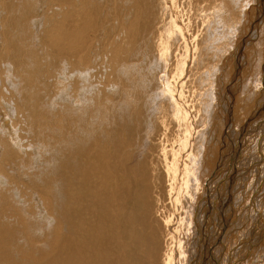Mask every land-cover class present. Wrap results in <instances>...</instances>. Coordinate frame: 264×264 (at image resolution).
<instances>
[{"label":"bare ground","instance_id":"6f19581e","mask_svg":"<svg viewBox=\"0 0 264 264\" xmlns=\"http://www.w3.org/2000/svg\"><path fill=\"white\" fill-rule=\"evenodd\" d=\"M177 1L0 0V98L3 91L8 93L5 114L13 126L24 131V139L31 136L30 142L14 141L10 125L9 130L3 128L6 117L0 122V264H159L160 256H164V264H175V242L181 255L190 253V264H201L199 259L206 264L201 258L205 245L211 260L238 263L234 255L241 252H233L235 244L229 249L224 238L234 229L228 214L219 212L218 194L226 188L220 187L224 175H237L235 169L225 171L229 163L223 146L228 133L242 128L243 113L247 117L251 113L249 121L260 119L251 111L255 97L256 101L262 99L258 92L264 84V24L260 29L256 21V35H244L254 16L249 5L257 2L264 13V0H199L206 3L200 7V23L192 14L182 18L173 9ZM231 56L239 61L246 56L252 78L248 77L242 90V77L240 91L232 84L230 97H223L218 92L219 77L228 73L224 65H229ZM226 77L230 74L223 79ZM147 106L161 109L156 111L161 112L158 129L164 130L160 139L166 138L174 124L176 146L169 147L172 150L162 147L157 154L150 145L142 158L137 148L142 150L143 120L150 115ZM257 126L264 124L253 128ZM150 132L153 145L157 137ZM171 132L175 134L170 131L169 135ZM182 152L186 154L181 160ZM39 162L43 166L35 172L30 164ZM119 166L124 175L119 174ZM213 171L215 175H210ZM166 174L168 196L180 201L186 190L184 194L192 202L185 210L187 218L182 217L173 230L185 228L189 220L195 222L188 225L185 240H176V233L166 229L164 251L159 255L156 223L162 219L169 227L176 217L164 211L160 188ZM136 183H140L138 187ZM207 183L211 200L204 198L195 205ZM153 190L161 203L154 214L150 210ZM240 196L242 199L244 193ZM210 203L213 210L208 219ZM38 207L46 217L42 222ZM197 208L201 214L196 213ZM217 217L229 228L222 229L220 223L218 228ZM262 230H257L251 242L264 254V226ZM191 231L194 241L190 242L194 243L188 249L186 238ZM199 237L206 243L203 248ZM223 249V256H229L225 262L220 257Z\"/></svg>","mask_w":264,"mask_h":264},{"label":"rangeland","instance_id":"374dc122","mask_svg":"<svg viewBox=\"0 0 264 264\" xmlns=\"http://www.w3.org/2000/svg\"><path fill=\"white\" fill-rule=\"evenodd\" d=\"M192 2V3H187V2ZM195 1V2H194ZM197 1V2H196ZM56 2V1H55ZM264 2V1H263ZM263 2H262V4H263ZM251 3V2H250ZM255 2H252V4H250L249 5V12L250 13H254V16H253V18H252V20H251V18H250V23H249V26H248V28H246V30L248 31V33H247V31H245V35H244V37L246 36V35H251V36H255L256 35V30H255V24H259V28L261 29V24L263 25L264 23H263V21H262V17H263V20H264V13L262 12V10L260 9L261 8V6L262 5H260V4H257V2L254 4ZM198 4V5H197ZM201 4V5H200ZM204 4H206V3H204ZM203 3H201V2H199V0H178L177 1V7H175V5H174V7H173V9L176 11V12H178V14L180 15H182L183 17L182 18H187V16L188 15H190V14H192L193 15V17H196V18H194V21L195 22H197V23H200V20L198 19V18H200L201 17V13H202V11H201V9H200V7L201 6H203L204 5ZM180 5V6H179ZM187 5H189V6H187ZM200 5V6H199ZM186 7V8H185ZM189 7V8H188ZM197 8H198V10H199V12H198V10H197ZM186 9V10H185ZM253 9V10H252ZM263 9H264V7H263ZM182 10V11H181ZM189 10V11H188ZM195 10V11H194ZM186 13H184V12ZM193 12V13H192ZM197 12V13H196ZM261 12H262V14H261ZM183 13V14H182ZM259 13H260V15H261V20H260V15H259ZM185 14V15H184ZM196 14V15H195ZM180 15V16H181ZM259 20H260V22H259ZM256 21H258L257 23H256ZM250 28V29H249ZM254 32H255V34H254ZM254 34V35H253ZM246 38V37H245ZM244 38V39H245ZM260 38V37H259ZM264 49V48H263ZM241 53H239V55H240ZM261 54H264V52L263 53H261ZM246 57V56H245ZM245 57L243 58V59H241L240 61L239 60H236L235 58H234V60H236V61H234L233 60V56H231L230 58H229V60H232V61H226L225 62V64L228 62L229 63V65H224L225 67H226V69L228 70L227 72L229 73V71H230V77H228L229 78V80H231V81H229L228 82V78L226 77V80L225 79H223V76H225L226 74L229 76V74L228 73H225V74H221L220 75V77H219V87H218V92L220 91L221 92V94H222V96L223 97H226L227 95L230 97V93H229V90L231 91L232 89H233V86H234V84L236 85V87H237V85H238V91H240L239 90V86L241 85V83L243 84V83H246V82H248V77L250 76L251 77V73L249 72V70H250V66H249V64H248V60H247V58L245 59ZM232 58V59H231ZM246 62L245 64H244V61ZM231 62H232V64H231ZM234 62H237V63H235L234 64ZM239 63V64H238ZM238 64V65H237ZM242 64H244V65H246L245 67H244V65H243V67L244 68H246V70L247 71H244L245 69H243V67H242ZM238 66V67H236V66ZM239 65H241V66H239ZM228 66V67H227ZM233 66V67H232ZM241 67H242V69H241ZM247 67H248V69H247ZM263 67H264V62H263ZM232 69H233V71H232ZM234 69H235V72H234ZM264 69V68H263ZM263 69H262V71H263ZM238 70H240V71H238ZM245 73H244V72ZM166 72H167V70H166ZM240 72H241V74H240ZM242 72H243V74H244V76H242L243 74H242ZM165 73V72H164ZM233 73V75H231ZM235 73V74H234ZM240 74V75H239ZM234 75H236V76H234ZM239 75V76H238ZM233 76H234V78H233ZM240 77V79L238 78V77ZM221 77H222V79H221ZM242 77H244V78H246L247 79V81L244 79V78H242ZM260 77V76H259ZM235 78L237 79V80H235ZM243 79V82H241L242 81V79ZM252 78V77H251ZM241 80V81H240ZM237 81V82H236ZM223 82H225V84L224 85H221V84H223ZM232 82H234V83H232ZM239 82H241L240 84H239ZM251 82V81H250ZM227 83H230V84H227ZM233 84V86H232V88H231V86L230 85H232ZM228 85V86H227ZM244 85H246V84H243L242 86H240V88H242ZM263 86H262V88H260V90H259V94H260V97L262 98V99H259V97H257L259 100L258 101H256L257 99H256V97H255V99H254V101L252 102V111L251 112H257L258 113V117L260 118V119H253L252 121L250 120L249 121V118H250V116H251V113L248 115V117L246 116V115H244V113L242 114V112H244V111H242L241 112V114H242V117L244 118V120L243 119H241V120H243L242 122H243V124H242V128L240 127H238V129L236 128V132L234 131L233 133H231V132H227L228 134H230L229 135V138L227 139V141H226V143L224 144V146L222 145V143H223V141H224V137L222 138V140H221V143H220V147L221 146H223V149H224V152H223V155H225V162H227V163H229L228 165H229V167H231L230 169H229V167H228V165L226 166V170L225 171H227V172H229V171H232V170H236L235 172H237V175L235 174V175H232V176H235L234 177V179L232 178V176L231 175H224V177L220 180V183H221V186L220 187H223L222 185H224V186H226V188H225V191L224 192H222L223 194L222 195H220V194H218V196H219V201H220V204L221 205H223V206H221L220 204V210H222V211H220L219 210V212H220V214L222 213V215H227V217H228V223L230 224V227L232 228V230L234 229V231H233V233H231V234H229V236L226 234V236H224V238H227L228 239V247H229V249H231V247L233 248V246H234V244H235V246H234V248L232 249L233 250V252L235 251V250H237L238 251V253L239 252H241V255H240V253L239 254H237L236 252H235V254L236 255H234V258L236 259H234L236 262L235 263H237V264H253V261L255 262V264H264V261L263 260H260L261 259V257H262V259H264L263 257V253L261 252V250H259V248H257V244H255V242H251V241H253V239L257 236V230H259L260 231V229L262 230L263 229V226H264V188H262V186L264 187V185H263V183H264V157L263 156H261V154H262V152H260V151H263V154H264V127H262V126H257L256 128L254 127L253 128V126H255V125H258V124H261V123H263L264 124V97H263V94H264V84H262ZM222 86H224V87H222ZM227 86V87H226ZM220 87H221V89H220ZM235 87V86H234ZM245 87V86H244ZM244 87L242 88V90L244 89ZM223 88V89H222ZM227 88V89H226ZM250 88H252L251 86H250ZM226 89V90H225ZM223 91V92H222ZM228 91V92H227ZM223 93L224 94H226V95H223ZM5 94V95H4ZM7 96H8V93L7 92H4L3 91V94H2V97L0 98L1 100H0V122H3V119L6 117V119L8 120L6 123H3L4 125H3V128H5V129H8L9 130V128H10V132H11V137H13V138H16V139H14V141H24V142H27V140H29V142L31 141V136H28V137H26L25 139L23 138V136H24V131L22 130V129H20L18 126H13V123H12V121L10 120L11 118H9L6 114H5V109H6V106H7V104H8V99H7ZM4 97V98H3ZM229 97H227V98H229ZM6 100V101H5ZM6 104V105H5ZM261 104V105H260ZM2 105V106H1ZM5 106V107H4ZM148 107V106H147ZM149 108V107H148ZM150 109V110H149ZM148 110H147V112H146V114L149 112L150 113V115H149V117L151 116L152 117V120H151V118L149 119V117H148V114H147V116H145V117H147L146 118V120H145V117H144V120H143V125H142V134H144V137L142 136V150H140L139 151V147L137 148V150L139 151V153H138V151H137V155H139L140 157H145L144 155H146V150H149V148H150V145L153 147H156V148H154L155 149V151H156V153L159 151V150H161L162 149V147H165V148H167V150L168 149H171V148H169V147H171V146H173L174 144H175V146H176V142H175V140H176V129H175V126H174V124L172 125V124H170L171 126H169V128H171V129H168V133H167V136H166V138H164L163 136L164 135H162V138H164L163 140L162 139H160V135L163 133V129L161 130H159L158 128V125H159V120H158V118L160 117V114H161V109L160 108H157L156 109V107H155V109L154 108H149ZM154 109V111L156 112L158 109H160V111H158L159 113L157 114V112H156V114L153 116V113H154V111H151V110H153ZM254 110V111H253ZM153 112L152 113V115H151V112ZM5 116V117H4ZM246 116V117H245ZM155 117V118H154ZM156 117H157V120H156ZM246 119H248V120H246ZM10 120V121H9ZM150 120V121H149ZM260 120H263V121H260ZM155 122V124H154V122ZM247 121V122H246ZM255 121V122H254ZM246 122V123H245ZM252 122V123H251ZM10 123V124H9ZM21 123V122H20ZM146 123H148V124H146ZM248 123H250V124H248ZM5 124L8 126V125H10V127L8 126H5ZM146 124V125H145ZM151 124H153L152 126H151ZM245 124V125H244ZM145 125V126H144ZM5 126V127H4ZM174 126V127H173ZM249 126H251L253 129L251 130V129H249ZM145 127H146V129H145ZM259 127V128H258ZM262 127V128H261ZM148 128H150V130L148 129ZM225 128V131L227 130V127H224ZM147 129L149 130V131H147ZM152 129V130H151ZM242 130V132H239V131H241ZM256 129V130H255ZM258 129V130H257ZM145 130V131H144ZM156 130H157V132H156ZM261 130V132H259ZM150 131H153L152 133L150 132ZM160 131V132H159ZM170 131H174V133L175 134H173L172 132V134L171 135H169L170 134ZM149 132L152 134V135H154V136H156L155 138L156 139H154V141H153V145L151 144V142H152V138H154L153 136L152 137H150V134H149ZM244 132V133H243ZM246 132V133H245ZM258 132H259V134H258ZM15 133V134H14ZM157 133V134H156ZM159 133V134H158ZM238 133V134H237ZM242 133V134H241ZM18 134H19V136H18ZM232 134V135H231ZM235 134H236V137H235ZM222 135H223V133H222ZM233 135H234V137H233ZM245 135V136H244ZM170 136H175V138H170ZM150 137V138H149ZM240 137H241V139H240ZM260 137H262V138H260ZM149 138V139H148ZM234 138V139H233ZM245 140H243V139ZM246 138V139H245ZM249 138V139H248ZM62 139H63V137H62ZM151 139V141H149ZM171 139V140H170ZM173 139V140H172ZM238 139V140H237ZM148 141V142H146V141ZM160 140H162V142H160ZM169 140V141H168ZM230 140H232V142L230 141ZM247 140H248V142H247ZM168 141V142H167ZM171 141V142H170ZM238 141H239V143H238ZM241 141L242 142H244V143H241ZM158 142H159V144H158ZM173 142H175V143H173ZM146 143V144H145ZM150 143V144H149ZM167 143V144H166ZM170 145H169V144ZM229 143V144H228ZM146 146H145V145ZM165 144V145H164ZM172 144V145H171ZM235 146H234V145ZM237 144V145H236ZM238 144H239V146H238ZM240 144H242V145H240ZM164 145V146H163ZM226 145V146H225ZM244 145H246V146H244ZM24 146L25 147H27L28 145L27 144H25L24 143ZM23 146V147H24ZM32 147L33 146H37L36 144H32L31 145ZM158 146V147H157ZM174 146V147H175ZM231 146V147H230ZM248 146V147H247ZM227 149H226V148ZM238 147V148H237ZM243 147H245V148H243ZM247 147V148H246ZM34 148V147H33ZM157 148H159V149H157ZM231 148H234V149H231ZM241 148H243L242 150H241ZM226 149V150H225ZM238 149H240V150H238ZM247 149V150H246ZM252 149H253V151H252ZM40 150V149H39ZM172 150V149H171ZM233 150V151H232ZM238 150V151H237ZM246 152H245V151ZM36 151H37V149H36ZM42 151V149L39 151V152H41ZM43 151H44V149H43ZM240 151V152H239ZM162 152V151H161ZM160 152V153H161ZM226 152V153H225ZM242 152H245L244 154L245 155H243V153ZM251 152H253V153H251ZM120 153H122V151H120ZM170 153H171V151L169 150L168 151V155H170ZM229 153H231V155L229 154ZM233 153H235V154H233ZM240 153H242V154H240ZM261 153V154H260ZM41 155L43 154L42 152L40 153ZM158 154V153H157ZM185 152L183 153H181V160L183 159V158H185ZM256 154V155H255ZM228 155H229V158H228ZM239 157H241V156H244V158L245 159H247V160H240V158H238V156ZM138 156V157H139ZM236 156V157H235ZM249 156V157H248ZM183 157V158H182ZM234 157V158H233ZM230 158H231V160H230ZM132 159H134V157H132ZM216 159H217V157H216ZM261 160L260 162H259V164L258 163H256V165H255V162H256V160ZM236 160V161H235ZM221 160H219V162H218V164H220L221 162H220ZM241 161V162H240ZM247 161V162H246ZM252 161V162H251ZM253 161H255V162H253ZM233 162L235 163V164H233ZM238 162H239V164H238ZM230 163H232L231 165H230ZM248 164H249V166H248ZM254 164V165H253ZM258 164V165H257ZM235 165V166H234ZM250 165H253V166H250ZM30 166L32 167V170H34L35 172L37 171V170H39L42 166H43V164L41 165L40 164V162H39V164L38 163H31L30 164ZM41 166V167H40ZM222 166V165H221ZM248 167V168H245L244 169V167ZM31 167H29V168H31ZM121 167V168H120ZM233 167V168H232ZM29 168H27L26 169V171H30L31 169H29ZM37 168V169H36ZM32 170H31V172H32ZM95 170V167L93 168V170L92 171H94ZM239 170V171H238ZM225 171H223V172H225ZM246 171V172H245ZM119 172H121V173H119V174H123L124 175V173H125V171H124V168L122 167V166H119ZM214 173H210V175H215V173H216V171H213ZM226 172V174H230V173H227ZM239 172V173H238ZM223 174V173H222ZM2 175V174H1ZM161 175H164L163 174V172H162V174ZM219 175V174H218ZM216 178L217 177H215V180H216ZM225 178H227V179H225ZM261 178V179H260ZM263 179V180H262ZM120 180V179H119ZM168 180H169V177L167 176V174H166V176H165V178H162L161 179V182H162V184H163V186L160 184V189L161 190H163V192H162V194L163 195H161L162 196V198H163V200H164V202H163V204L164 205H166V208L167 209H165L164 208V211L166 212L165 214H172V215H174V216H176V217H174V219H173V221H172V223H171V225L169 226V227H167L166 225H165V223H163V221H162V219L160 220V222L159 223H156V230L158 231L157 232V237H159L160 238V243H158V238H157V240H156V247H157V250H158V253H159V255L161 254V252H163L164 251V247H165V239L167 238L166 236H167V234H168V231L170 232L171 231V234L173 235L174 233H176V234H174L175 235V239L176 240H178V239H184L185 240V238H183L184 236L186 237L187 235H185L186 234V232H188V225L189 224H193L194 225V222H195V220L193 219V221H191V220H189V218H188V222L184 225V227L185 228H182L183 227V225L182 226H179V228H178V230L176 229V231L177 232H175L174 230H173V228L175 229L176 228V226L178 225L177 223H181V219H182V217H186L187 218V215H186V213H185V210H186V208H188V206L190 205H192V202H191V200H190V197H188L189 195L187 194H184V193H186L187 191L186 190H183V192L181 193L182 195H181V198L182 199H180V201H178V200H176L174 197V195L170 198L169 196H168V194H167V187H168V185L167 184H169L168 183ZM227 180V181H226ZM232 180V181H231ZM262 180V181H261ZM165 181H166V183H165ZM226 181V182H225ZM231 181V182H230ZM179 182H180V180H179ZM223 182V183H222ZM119 183H120V185H123V181H119ZM225 183V184H224ZM229 183V184H228ZM140 183H136V185H137V187H138V185H139ZM180 184V183H179ZM231 184V185H230ZM259 184H261V185H259ZM167 185V186H166ZM227 186H230V187H227ZM246 186V187H245ZM253 186V187H252ZM136 187V186H135ZM207 187V188H206ZM243 187V188H242ZM261 187V188H260ZM166 188V189H165ZM193 188V187H192ZM263 189V190H262ZM157 190V189H156ZM209 191V188H208V183L205 185V192H204V194H203V196L201 197V198H199L196 202H195V205H197L198 203L200 204V201L202 202L203 200H204V198H206V199H209V200H211V194H210V197H207V196H209V193L208 192H206V191ZM219 190L221 191L222 190V188H219ZM239 190V191H238ZM185 191V192H184ZM244 191V192H243ZM238 192H239V194H238ZM245 192H246V194H245ZM156 192H154V190H153V192L152 191H150V196H151V203H150V210L152 211V214H154V212L157 210V207L158 206H160V204L161 203H159L158 204V197H157V194H155ZM188 193V192H187ZM237 193V194H236ZM243 193H244V197H243ZM154 194H155V196H154ZM186 195V196H185ZM231 195H233V196H231ZM237 195H241L240 197L243 199H239L238 197H237ZM164 196V197H163ZM183 196H184V198H183ZM235 196V197H234ZM155 197V198H154ZM157 197V198H156ZM226 199H225V198ZM233 197L235 198L234 199V201H233ZM201 199V200H200ZM155 200V201H154ZM223 200V201H222ZM226 200V201H225ZM239 201L238 203H234V202H236V201ZM175 201V202H174ZM224 201H225V203H224ZM182 202V203H181ZM211 202H213V201H211ZM218 202V201H217ZM214 203V202H213ZM222 203H224V204H222ZM240 203V204H239ZM135 204V203H134ZM134 204H133V207L135 208V206H134ZM226 204H227V206H226ZM229 204H230V206H229ZM255 205V206H254ZM210 206L212 207H210V209L208 208V210H207V218L209 219V217H211L212 216V214H209V212H211L212 210H213V206H212V203H210ZM233 206H236V207H234V209L232 210V207ZM205 207V206H204ZM221 207L223 208V209H221ZM156 208V209H155ZM206 208V207H205ZM228 208V209H227ZM216 209V208H215ZM38 211H37V215H39L38 216V218H39V220H41V222H42V220L44 219V218H46L45 216H43V213H40L39 212V210H40V207H38V209H37ZM162 210H163V207H162ZM197 210H198V208H197ZM205 213H206V210L204 211ZM263 212V213H262ZM182 213H184L185 215H183ZM196 213H200L201 214V211H200V209L198 210V211H196ZM246 213V214H245ZM254 213V214H253ZM258 213H260V214H258ZM182 215L181 217L180 216H178V215ZM231 214V215H230ZM211 215V216H210ZM221 215V216H222ZM230 215V216H229ZM248 215V216H247ZM217 216V215H216ZM257 216V217H256ZM156 217H158V216H156ZM178 217H180V219L178 218ZM218 217H219V213H218ZM217 217V224L218 223H220L221 224V220H222V218L220 217V221L218 222V220H219V218ZM185 218V219H186ZM195 218V217H194ZM179 219V220H178ZM262 219V220H261ZM177 220V221H176ZM242 220V221H241ZM162 221V222H161ZM242 222V225H241V223H239V222ZM245 223H244V222ZM49 222V221H48ZM174 222V223H173ZM239 224H238V223ZM247 222V223H246ZM252 222V223H251ZM50 223H53L54 224V221H52V220H50ZM161 223V224H160ZM176 223V224H175ZM244 223V224H243ZM220 224H218V226L220 225ZM223 224V225H222ZM220 226H222V229L224 228L225 230L226 229H228V228H226V225H225V222L224 223H222ZM232 224V225H231ZM247 224V226L245 227V225ZM158 225V226H157ZM238 225H239V227H238ZM244 225V227H245V229H244V227H240V226H243ZM165 226V227H164ZM220 226L218 227V228H220ZM224 226V227H223ZM236 227H238V228H236ZM240 228V229H239ZM260 228V229H259ZM166 229H169L168 231L166 230ZM161 230V231H160ZM167 231V233H166V231ZM193 231V230H192ZM192 231H191V234H190V232H189V234L191 235V236H189V239L188 238H186V241H187V247L186 248H192V246H193V243L194 242H190V240L192 241H194V238L192 237L193 236V234H192ZM242 231H243V233H242ZM245 231V232H244ZM263 231V230H262ZM159 232H161L160 234H159ZM174 232V233H173ZM223 232V231H222ZM248 232V233H247ZM165 233V234H164ZM181 233V234H180ZM224 233V232H223ZM188 234V233H187ZM195 234V233H194ZM244 234L246 235V236H244ZM249 234H250V236H249ZM256 234V235H255ZM223 235V234H222ZM234 235H236V236H234ZM162 236V237H161ZM170 236V235H169ZM243 237V238H245V239H243V238H240V237ZM215 237V236H214ZM237 239V241H238V243L239 244H236L237 243V241H236V239ZM247 237V238H246ZM191 238V239H190ZM220 238H221V236H220ZM223 238V239H224ZM239 238V239H238ZM188 239V240H187ZM203 238H201V237H199V243H201L203 240H202ZM230 239V240H229ZM240 239H241V241H240ZM244 240V242H242ZM207 242V241H206ZM230 242H232V243H230ZM236 242V243H235ZM141 243H142V241H141ZM151 243V242H150ZM190 243V244H189ZM252 243V245H250ZM159 244V245H158ZM192 244V245H191ZM202 244V248H203V246L206 244L204 241L201 243ZM201 244H199V245H201ZM204 244V245H203ZM241 244H244L243 246L241 245ZM247 244V245H246ZM142 245V244H141ZM150 245V244H149ZM175 247H176V251H175V253H177V257H176V262H175V264H179L178 263V261H179V259H180V264H190V259H191V256H190V253H187L188 255H186V253L184 252V253H182V255H181V252L179 253V251H178V244H176V242H175ZM231 245H233V246H231ZM239 245V246H238ZM246 245V246H245ZM139 246V244L137 245V247ZM190 246V247H189ZM231 246V247H230ZM143 247V246H142ZM238 247V248H237ZM241 247V248H240ZM245 247H247V248H245ZM249 247V248H248ZM150 247H148V249H149ZM205 248H206V245H205V247H204V249H202V255H203V257L201 256V258H204L205 260H206V264H219V263H221L220 261H218L217 262V260L216 259H214L213 258V260H211L212 258H211V256H212V253L210 254V252L209 253H207L206 251H205ZM255 248V249H254ZM247 249V250H246ZM150 251H151V249H149ZM200 250H201V248H200ZM245 250V251H244ZM138 251L139 252H141V250H140V248H138ZM161 251V252H160ZM203 251H205V253L203 252ZM224 249L222 250V255H220V257H224L223 256V253H224ZM244 251V252H243ZM250 251V252H249ZM135 252L136 251H133V255L135 254ZM243 252V253H242ZM246 252V253H245ZM261 252V253H260ZM142 253V252H141ZM247 253H249L248 255H247ZM258 253V254H257ZM184 254V255H183ZM251 254V255H250ZM186 255V256H185ZM207 255V256H206ZM210 255V256H209ZM225 255V254H224ZM227 255V254H226ZM240 255V256H239ZM244 255V256H243ZM259 255V256H258ZM179 256H180V258H179ZM182 256V257H181ZM184 256V257H183ZM237 256V257H236ZM251 258H250V257ZM257 258H256V257ZM161 258L160 259H158V263L159 264H164V262H162V261H164L163 259V257L164 256H160ZM210 257V258H209ZM227 257H229V256H225L224 258H223V262H225L226 261V259H227ZM163 258V259H162ZM211 260V263H209V259ZM237 258H239L238 260H237ZM250 258V259H249ZM254 258H256V260H254ZM182 259V260H181ZM222 259V258H221ZM220 259V260H221ZM245 259V260H244ZM257 259H258V261H257ZM189 261V263H188V261ZM195 260H196V258H195ZM215 260H216V262H215ZM246 260L248 261V262H246ZM253 260V261H252ZM201 261V262H200ZM214 261V262H213ZM182 262V263H181ZM199 262L201 263V264H203V263H205V262H203L202 260H200L199 259ZM245 262V263H244ZM262 262V263H261ZM193 264H195V263H193Z\"/></svg>","mask_w":264,"mask_h":264}]
</instances>
